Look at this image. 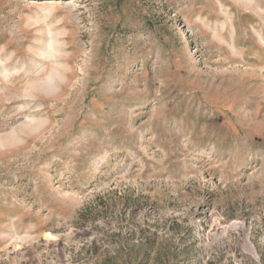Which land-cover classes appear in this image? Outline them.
Wrapping results in <instances>:
<instances>
[{"label": "rangeland", "instance_id": "rangeland-1", "mask_svg": "<svg viewBox=\"0 0 264 264\" xmlns=\"http://www.w3.org/2000/svg\"><path fill=\"white\" fill-rule=\"evenodd\" d=\"M0 264H264V0H0Z\"/></svg>", "mask_w": 264, "mask_h": 264}, {"label": "bare ground", "instance_id": "bare-ground-1", "mask_svg": "<svg viewBox=\"0 0 264 264\" xmlns=\"http://www.w3.org/2000/svg\"><path fill=\"white\" fill-rule=\"evenodd\" d=\"M51 45H53V42L48 44V46H51Z\"/></svg>", "mask_w": 264, "mask_h": 264}]
</instances>
